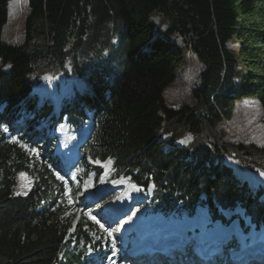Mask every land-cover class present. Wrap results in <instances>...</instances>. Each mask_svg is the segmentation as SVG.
Here are the masks:
<instances>
[{"label": "trees", "instance_id": "16d2710c", "mask_svg": "<svg viewBox=\"0 0 264 264\" xmlns=\"http://www.w3.org/2000/svg\"><path fill=\"white\" fill-rule=\"evenodd\" d=\"M188 52L204 67L195 105L172 109L164 92ZM46 76L85 85L62 118L78 126L89 112V156L153 185L156 210L204 205L222 219L241 205L264 224V189L253 195L223 166L231 157L264 174V146L229 144L218 130L243 100L264 111V0H0V264H87L90 249L109 245L88 217L75 221L64 185L6 130L23 102L29 114L51 111L30 98ZM23 174L30 189L18 195Z\"/></svg>", "mask_w": 264, "mask_h": 264}, {"label": "rangeland", "instance_id": "374dc122", "mask_svg": "<svg viewBox=\"0 0 264 264\" xmlns=\"http://www.w3.org/2000/svg\"><path fill=\"white\" fill-rule=\"evenodd\" d=\"M154 23L157 25L158 20L155 19ZM204 70L203 65H201L197 58L191 53H187V60L186 64L183 65V67L178 71L177 79L176 81L166 89L164 92V99L166 104L172 108V109H180L183 106H194L195 100L193 99L192 92L195 87H197L200 84V75L202 71ZM72 81H74L76 84V89H74V86H72ZM67 80L64 76H61L59 78L51 79L50 77H44L40 84L35 86L34 91V97L36 98L37 94L39 96V100L42 97H45V101L48 99H52L51 95L55 94L58 97V100H61L62 98H71L74 97L76 92L79 94L83 93L85 90V85L83 83H80L79 81L75 80ZM34 102V101H33ZM28 102H23L21 109L17 110V115L23 113L24 108L26 107ZM59 108L55 107L54 116L48 119V122L43 124L42 127H48L49 125H52L53 130L49 134H45L42 136L47 137L46 141L44 143H41V133H34V130H31L29 134L31 135V141L35 144V149H33V153L37 155L39 158L44 159L45 162H50L54 155L57 154L58 151H60L63 147V139L65 138V135L63 136L62 133L66 132V126L65 124L60 125L57 122V112ZM16 113H12V115H16ZM26 116L27 113H23ZM11 117L10 114L6 115V119ZM25 121V120H24ZM23 122H16L9 120L10 126L14 129V134L19 132L21 136H24L23 134L25 132L21 129V124ZM65 123V122H64ZM26 127V125H25ZM219 132L222 134L224 141L229 144H255L258 147L264 146V111L259 105L258 102L254 100H243L239 103H237L232 119L228 122L225 121L223 124L218 126ZM62 132V133H61ZM85 132L87 130L85 129ZM57 135L59 138L57 141H50L48 144V141L50 140L51 136ZM17 136V135H16ZM170 135H163L161 136L162 141H169ZM192 141L191 136H186L183 139H180L174 143V146L178 149H182L188 144H190ZM48 144V147H47ZM52 145V146H51ZM48 149V150H47ZM164 150L166 152H169L172 150L171 145L168 143H165ZM55 152V153H54ZM49 154V155H48ZM52 154V156L50 155ZM55 161V160H54ZM53 165V164H52ZM223 166L227 167L235 179L243 184L247 185V188L251 191L253 195L258 193L260 189H264V174L259 172H251L244 168H242L241 165L238 164L237 160L235 158L226 157L224 159ZM105 171L107 174L110 172V167L105 166ZM103 181H99L100 183ZM68 184L71 185L74 189H82V192L84 193V196L86 194V188L90 184V178L83 184H81L79 180V184H72L70 181H68ZM100 187V186H99ZM30 189V180L26 175L19 176L17 180V187L16 191L18 195H26ZM97 189L95 186L94 191ZM124 189V188H122ZM141 191V189H137V191ZM108 192V191H107ZM107 192L100 195L98 200H101V198L108 197V199H111L110 197L115 196H107ZM257 195V194H256ZM151 196V190L148 191H142L141 196L139 199H137V202L142 200L144 203L141 207L144 212L149 211L148 208V201ZM70 202H71V210L73 214H75V221L79 220L81 216H89L90 219H93V215L95 214V209L93 208V204H89L87 201H89V197H85L81 200L79 195H74L73 193L69 196ZM264 200V196L262 197ZM91 205V206H89ZM138 205V204H137ZM134 211V210H132ZM133 213V212H132ZM226 218H229L230 216H236L238 217L239 221H249V216H251L250 213L247 212L245 207L239 205L233 210H227L224 212ZM239 222L236 221L235 227H233V230L239 234L240 233V227ZM233 224V225H234ZM105 230V228H102ZM255 227L251 226V229L249 230L250 239H254L256 235L254 232ZM264 232V230H263ZM253 235V236H251ZM116 239V237H114ZM117 244V243H116ZM116 244L113 245V249L110 252V254L107 257V260L105 264H124L119 262V253L118 248ZM92 257V255H91ZM96 259V257H94ZM93 260V259H92ZM97 261L101 262L103 264L102 259H97Z\"/></svg>", "mask_w": 264, "mask_h": 264}, {"label": "bare ground", "instance_id": "6f19581e", "mask_svg": "<svg viewBox=\"0 0 264 264\" xmlns=\"http://www.w3.org/2000/svg\"><path fill=\"white\" fill-rule=\"evenodd\" d=\"M108 192H107V196H118V195H124L125 197H128V195H125V189H122V188H116V189H108L107 190ZM136 196V195H135ZM131 198H133L134 197V195H132V196H130ZM110 198H112V197H110ZM132 212L133 211H127L125 214H124V218L122 219V220H130V222H133V219L131 220V218H132ZM157 221L156 222H158V224L157 225H161V223L162 222H164L165 220L164 219H162V216L161 217H158V219H156ZM166 222H168V224H169V227H172V226H174L175 224H176V222L173 220V221H170V219L169 220H167ZM213 230L215 231L216 230V228H213ZM212 230V231H213ZM230 235H232V232H229V233H227V234H224V236H227V237H229ZM188 238V237H187ZM219 258V257H218Z\"/></svg>", "mask_w": 264, "mask_h": 264}]
</instances>
